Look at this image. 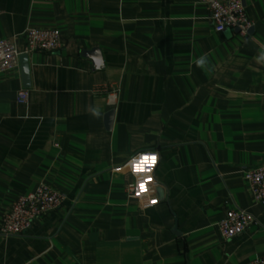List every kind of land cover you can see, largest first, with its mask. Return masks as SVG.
I'll list each match as a JSON object with an SVG mask.
<instances>
[{
  "label": "crops",
  "instance_id": "1",
  "mask_svg": "<svg viewBox=\"0 0 264 264\" xmlns=\"http://www.w3.org/2000/svg\"><path fill=\"white\" fill-rule=\"evenodd\" d=\"M243 3L247 36L215 32L195 0H0V40H14L21 54L27 28L61 35L55 51L27 54V78L19 63L0 74V223L40 184L67 196L25 236L0 237V264L264 257V208L244 178V168L264 162V64L255 59L264 0ZM205 54L201 69L194 61ZM103 85L117 92L113 106L93 93ZM20 89L27 103L16 101ZM144 151L156 152L158 165L144 196L129 198L134 178L123 166ZM231 208L256 224L223 239L217 223Z\"/></svg>",
  "mask_w": 264,
  "mask_h": 264
},
{
  "label": "built area",
  "instance_id": "2",
  "mask_svg": "<svg viewBox=\"0 0 264 264\" xmlns=\"http://www.w3.org/2000/svg\"><path fill=\"white\" fill-rule=\"evenodd\" d=\"M203 3L208 10L209 19L215 32L233 31L241 36H247L253 28L252 20L247 16L244 0H195ZM24 47L22 53L34 52L50 53L61 45V35L56 29L27 28L22 33ZM21 52L17 50L14 40H0V74L10 71L18 66ZM93 93H103L107 97V104L113 106L116 103L117 92L109 90L106 85L96 86ZM29 93L26 89H20L16 94L18 103H27ZM141 153H156L144 151L134 154L126 167L134 180L126 187V195L129 198L141 199L145 192L139 196L136 192L139 189L141 178L150 176L158 165V154L156 163L150 173L134 172L133 160ZM117 167L115 170L123 168ZM244 178L255 204L264 208V162L244 168ZM146 188V185H145ZM67 196L65 193L53 189L45 184H40L32 192L20 195L12 204L11 209L2 217L0 223V237H23L30 229L33 221L59 209ZM256 224V219L246 210L231 208L226 211L225 216L217 223L220 236L223 239H230L246 231L250 226ZM246 264H264L263 258H255Z\"/></svg>",
  "mask_w": 264,
  "mask_h": 264
},
{
  "label": "clouds",
  "instance_id": "3",
  "mask_svg": "<svg viewBox=\"0 0 264 264\" xmlns=\"http://www.w3.org/2000/svg\"><path fill=\"white\" fill-rule=\"evenodd\" d=\"M255 59L257 63L264 64V47L260 49L259 54L255 57ZM194 62L196 66L200 67L201 69H205L210 65L207 54L201 55ZM90 111L91 115L95 117H99L101 114L99 108L97 107L91 108ZM132 163L134 165V172L150 173L156 163V153H141L139 157L134 158ZM151 179L152 178L150 176H146L144 182L139 184V189L136 192L137 196H139L141 192L147 191L145 184H147ZM151 203H155V200L153 199Z\"/></svg>",
  "mask_w": 264,
  "mask_h": 264
},
{
  "label": "water",
  "instance_id": "4",
  "mask_svg": "<svg viewBox=\"0 0 264 264\" xmlns=\"http://www.w3.org/2000/svg\"><path fill=\"white\" fill-rule=\"evenodd\" d=\"M96 50H93L92 53H95ZM91 54V53H90ZM19 64L22 71V74L27 78L28 77V64H27V54H21L19 56ZM113 110H110L105 115V124L107 128H110L113 120Z\"/></svg>",
  "mask_w": 264,
  "mask_h": 264
}]
</instances>
